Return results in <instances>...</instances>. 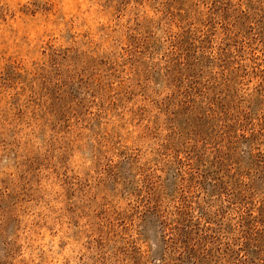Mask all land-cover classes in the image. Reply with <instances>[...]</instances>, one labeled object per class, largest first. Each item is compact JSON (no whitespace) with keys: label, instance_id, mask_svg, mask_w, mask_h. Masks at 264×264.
Returning a JSON list of instances; mask_svg holds the SVG:
<instances>
[{"label":"rangeland","instance_id":"374dc122","mask_svg":"<svg viewBox=\"0 0 264 264\" xmlns=\"http://www.w3.org/2000/svg\"><path fill=\"white\" fill-rule=\"evenodd\" d=\"M0 264H264V0H0Z\"/></svg>","mask_w":264,"mask_h":264}]
</instances>
